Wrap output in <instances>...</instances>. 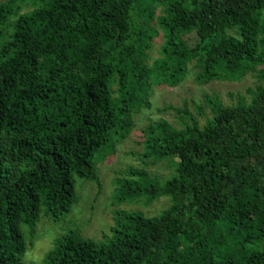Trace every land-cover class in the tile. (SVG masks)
Listing matches in <instances>:
<instances>
[{"label": "trees", "instance_id": "1", "mask_svg": "<svg viewBox=\"0 0 264 264\" xmlns=\"http://www.w3.org/2000/svg\"><path fill=\"white\" fill-rule=\"evenodd\" d=\"M190 64L196 85L256 84L232 106L204 95L203 125L186 107L179 128L149 121L143 163L172 174L127 167L113 202L167 208L115 211L101 242L67 229L41 264H264V0H0V264H25L21 227L41 213L69 216L76 179L100 188L96 165L151 87L178 86Z\"/></svg>", "mask_w": 264, "mask_h": 264}, {"label": "rangeland", "instance_id": "2", "mask_svg": "<svg viewBox=\"0 0 264 264\" xmlns=\"http://www.w3.org/2000/svg\"><path fill=\"white\" fill-rule=\"evenodd\" d=\"M30 9V6H26L23 12ZM157 30L158 36L152 41L148 51V64L159 57L163 43L162 33L158 28ZM193 38L192 35L186 37L189 42ZM194 75L195 70L190 64L184 80L178 86L151 87L149 107L134 116V127L129 136L115 147L110 156L96 165L100 188L89 181L76 179L75 191L78 201L67 218L53 223L41 213L34 228L21 227L27 246L22 258L23 263L41 264L45 254L53 248L56 238L67 229H75L85 239L101 242L104 237L110 236L109 230L113 225L112 217L115 211L139 212L146 217H152L167 208L169 202L165 198L149 206L143 203L117 205L113 202L114 180L120 177V172L127 167L145 169L160 179L168 178L172 174L173 167L167 162L156 165L143 163L142 129L149 121L155 122L159 119L179 128L178 114L173 109L185 107L203 125L204 117L196 114L195 106H201L204 115L209 117L210 112L203 102L204 95L216 96L223 105L232 106L237 103L238 96L247 98L245 90L256 84L254 77L247 75L237 82H212L200 86L194 83Z\"/></svg>", "mask_w": 264, "mask_h": 264}]
</instances>
